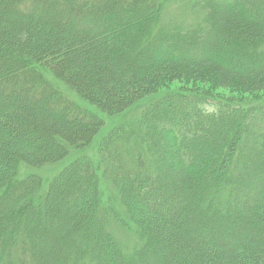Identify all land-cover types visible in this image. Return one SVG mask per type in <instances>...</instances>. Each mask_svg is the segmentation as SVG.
Wrapping results in <instances>:
<instances>
[{
  "label": "trees",
  "instance_id": "trees-1",
  "mask_svg": "<svg viewBox=\"0 0 264 264\" xmlns=\"http://www.w3.org/2000/svg\"><path fill=\"white\" fill-rule=\"evenodd\" d=\"M0 264H264V0H0Z\"/></svg>",
  "mask_w": 264,
  "mask_h": 264
},
{
  "label": "rangeland",
  "instance_id": "rangeland-1",
  "mask_svg": "<svg viewBox=\"0 0 264 264\" xmlns=\"http://www.w3.org/2000/svg\"><path fill=\"white\" fill-rule=\"evenodd\" d=\"M236 55L233 56L231 55L233 58L235 59H231L232 63L235 65V66H241L243 65V60L245 57H248L249 59L252 58V56L254 54H248V55H242L243 57H238L237 56V53H235ZM256 60L253 61V63L255 62ZM196 84L198 85L197 87H205L204 89H207L209 90L210 92L214 93V94H218V95H223V96H226V95H231L232 97L234 96H244V94H242L241 92H237V91H234V89H231V90H228V89H222V88H219L218 86L214 85L213 83L209 84V83H205V82H196ZM192 85V83H191Z\"/></svg>",
  "mask_w": 264,
  "mask_h": 264
}]
</instances>
